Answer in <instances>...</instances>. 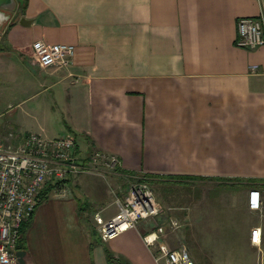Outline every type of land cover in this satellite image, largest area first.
<instances>
[{"label": "crops", "instance_id": "1", "mask_svg": "<svg viewBox=\"0 0 264 264\" xmlns=\"http://www.w3.org/2000/svg\"><path fill=\"white\" fill-rule=\"evenodd\" d=\"M261 15L264 0H27L23 22L9 26V11L0 18L9 48L0 51V102L14 98L7 107L20 119L13 141L62 136L47 124L61 114L77 155L101 150L125 170L203 183L188 192L195 264L222 259L225 235L233 243L240 232L253 247V227L264 239V213L249 203L251 191L260 200L264 191V45L243 48L236 36L240 17ZM37 39L74 44L73 63L38 66ZM80 209L69 186L38 203L23 264H109L105 248L123 264H159L147 230L103 241L91 234L94 208ZM117 210L98 212L108 219Z\"/></svg>", "mask_w": 264, "mask_h": 264}, {"label": "built area", "instance_id": "2", "mask_svg": "<svg viewBox=\"0 0 264 264\" xmlns=\"http://www.w3.org/2000/svg\"><path fill=\"white\" fill-rule=\"evenodd\" d=\"M236 44L247 49L264 45V16H244L237 20ZM31 55L38 66L65 67L73 63L76 46L72 43H48L42 39L32 42ZM253 69L256 66L252 67ZM15 134L0 138V264H21L18 242L21 228L32 219L42 190L48 183L62 184L70 176L89 170L76 154V137L67 133L47 138L37 132L27 133L14 142ZM93 162L103 160L110 167L119 165V158L98 150ZM250 206H261L260 191L250 193ZM118 212L106 219L101 212L94 214L98 232L107 241L121 232L138 226L140 220L154 217L159 212L153 189L145 182L130 185L124 199L117 198ZM257 233L259 234L257 236ZM159 264H195L186 246L170 247L161 240L157 230L143 235ZM251 243L260 245L261 227H253Z\"/></svg>", "mask_w": 264, "mask_h": 264}, {"label": "rangeland", "instance_id": "3", "mask_svg": "<svg viewBox=\"0 0 264 264\" xmlns=\"http://www.w3.org/2000/svg\"><path fill=\"white\" fill-rule=\"evenodd\" d=\"M4 24L0 26V51L9 49L2 34L6 26H4ZM8 69H10V67ZM9 100L14 101V98L5 97L0 102V125L3 124L7 127L4 134H7L9 131L14 133L17 132L18 126L16 123L20 121L19 116L15 114V109L13 107H7ZM47 124L51 126L55 135L60 136L67 131L65 119L61 114H55L52 120H49ZM96 152H98V150H94L87 155L77 156L81 158L94 157ZM85 164L89 166V170L78 173L75 176H70L61 184V187H72V189H74V194L77 196L83 208H88V210L89 207L94 208L91 214L94 224L93 227L98 234L99 232L94 220V214L98 212L101 207L110 206V208H114L117 198L124 199L125 196H127L130 185L136 182H145L150 185L155 193L159 212L154 217L140 220L138 226L147 231L157 230L160 235L163 236L164 241L172 248H178L182 245L188 248L186 242L188 236L186 220L188 192L193 189L192 186L198 187L203 185L202 182L198 180H195V182L187 179L181 182L166 181L162 179L157 180L156 178H154L152 182L140 181L139 179H130L120 174L116 171V166H107L103 164L102 159L94 163L90 158ZM235 188L238 189L239 187ZM240 211L237 212V215L243 214V210L241 209ZM260 212L264 213V191L261 198ZM238 233L235 237L236 242L233 243L227 242V240H230V236L225 235L221 237L222 240L220 241L223 242L224 247L222 248V254L224 255L222 259H199L200 264H264V239L260 245H254L252 247L242 242ZM208 237L210 241L211 239L217 240L218 238L212 235ZM195 253L190 252L193 259H195V256L201 255L198 250Z\"/></svg>", "mask_w": 264, "mask_h": 264}, {"label": "trees", "instance_id": "4", "mask_svg": "<svg viewBox=\"0 0 264 264\" xmlns=\"http://www.w3.org/2000/svg\"><path fill=\"white\" fill-rule=\"evenodd\" d=\"M26 5H27V0H19V9H20L19 15H21L22 13H24V11L26 9ZM14 21L15 20H12L11 23L9 24V26L11 24H13ZM76 154H77V152H76ZM90 158L91 157H84V158L79 157V160L82 161V162H84V163H86L87 160H89ZM115 169H116L117 172H119L122 175L127 176L130 179H135L136 178V179H139L140 181L152 182V180L154 178H156L157 180L158 179L161 180L162 178H165V177H167V178H174V176H157V175L149 174V173H138V172L131 171V170H125V169L121 168L120 165H117ZM180 177H182V176H180ZM60 187H61V184H54L52 182L48 183L47 186L42 190L38 203H40L41 201L46 200L48 198L49 193H51L54 189H58ZM83 209L84 208L81 206V209L80 210H83ZM30 221L25 222L22 225V228H21V238H20V240L18 242V246H17L18 249L24 248L25 233H26L27 228L30 225ZM91 234H92V236H97L98 235L96 229L93 226L91 228ZM100 239H101V237H100ZM93 246H94V242L91 243V248ZM105 253H106L107 261H108L109 264H123L120 261V259L117 258L108 248H105Z\"/></svg>", "mask_w": 264, "mask_h": 264}, {"label": "water", "instance_id": "5", "mask_svg": "<svg viewBox=\"0 0 264 264\" xmlns=\"http://www.w3.org/2000/svg\"><path fill=\"white\" fill-rule=\"evenodd\" d=\"M6 11H9V15L12 16V20H16L18 17H20L19 0H0V18L3 14L5 15ZM24 19V17H20L21 22H23ZM18 254L20 256V262L23 264L22 254L20 251H18Z\"/></svg>", "mask_w": 264, "mask_h": 264}, {"label": "snow or ice", "instance_id": "6", "mask_svg": "<svg viewBox=\"0 0 264 264\" xmlns=\"http://www.w3.org/2000/svg\"><path fill=\"white\" fill-rule=\"evenodd\" d=\"M259 234L257 233V236H258Z\"/></svg>", "mask_w": 264, "mask_h": 264}]
</instances>
